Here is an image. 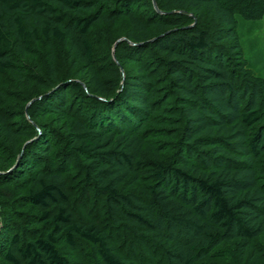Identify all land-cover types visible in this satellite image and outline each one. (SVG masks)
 Segmentation results:
<instances>
[{"label": "trees", "instance_id": "16d2710c", "mask_svg": "<svg viewBox=\"0 0 264 264\" xmlns=\"http://www.w3.org/2000/svg\"><path fill=\"white\" fill-rule=\"evenodd\" d=\"M263 14L264 0H0V80L38 88L18 96L38 93L26 117L0 89V264H82L84 246L83 264H264V75L235 30ZM115 21L113 59L108 42L97 55L92 28Z\"/></svg>", "mask_w": 264, "mask_h": 264}, {"label": "rangeland", "instance_id": "374dc122", "mask_svg": "<svg viewBox=\"0 0 264 264\" xmlns=\"http://www.w3.org/2000/svg\"><path fill=\"white\" fill-rule=\"evenodd\" d=\"M124 28H125V22L123 21H115L110 24H101L94 26L92 28L89 37L91 39V42L95 46V50H97V55L100 52V47L108 42L109 57L110 59H113L112 58L113 46L115 42L123 38L121 36V33H123ZM235 30L237 33L238 42L242 49V53L246 60V64L248 68L256 75L263 76L264 75V14L262 15L261 18L255 20H248V19H243L239 16H235ZM65 50H66L65 47H62L59 44H53L52 50L50 51L53 53L55 65H57L61 70H63L61 74L62 76L63 74H65L66 71H68V69H70V67L68 66L69 64L65 62ZM46 51L47 49L45 50V52ZM42 61L44 62V60ZM30 63H31L30 60H27L23 63L24 65L23 75H25V70H27V68L29 69ZM102 68H104V66H102ZM68 72H70V70ZM0 86H1L0 89H2L1 91L4 93L3 99H5L4 101L1 98L2 104L5 102L6 105L8 104L13 105L14 106L13 109H17V111L22 110L23 116L26 115L25 109L28 106V104L31 102V100H33V98L38 97V93L36 92L37 93L36 96L31 97L27 101L23 100L19 102L18 96L22 97L23 95L28 93L29 90L33 91L38 89L35 85H32L31 82L29 84V81L25 79L17 83L15 80L12 79L11 76H3L0 80ZM119 237H121V235H119ZM115 240L117 242L120 241L118 236L115 238ZM73 252L77 256H80V259L82 260L83 263H86L88 261L87 254L90 253V249L87 246H84L83 248L78 247ZM134 253H137V250Z\"/></svg>", "mask_w": 264, "mask_h": 264}]
</instances>
